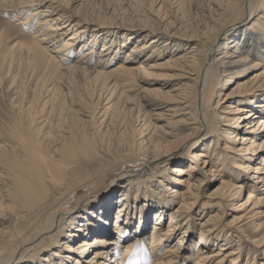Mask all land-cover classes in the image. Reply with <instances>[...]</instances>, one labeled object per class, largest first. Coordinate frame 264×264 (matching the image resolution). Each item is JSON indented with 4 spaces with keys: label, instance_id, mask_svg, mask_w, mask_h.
Wrapping results in <instances>:
<instances>
[{
    "label": "bare ground",
    "instance_id": "obj_1",
    "mask_svg": "<svg viewBox=\"0 0 264 264\" xmlns=\"http://www.w3.org/2000/svg\"><path fill=\"white\" fill-rule=\"evenodd\" d=\"M124 1L143 18L118 42L86 0H0L30 33L1 63L41 84L0 137V264H238L245 251L255 263L264 222L254 240L239 226L264 208V0ZM213 172L242 182L203 203Z\"/></svg>",
    "mask_w": 264,
    "mask_h": 264
},
{
    "label": "rangeland",
    "instance_id": "obj_2",
    "mask_svg": "<svg viewBox=\"0 0 264 264\" xmlns=\"http://www.w3.org/2000/svg\"><path fill=\"white\" fill-rule=\"evenodd\" d=\"M145 4L147 5L148 3H145ZM74 5L77 6L76 4ZM141 10H142L141 7L137 5L135 6L131 5L128 2H125L124 0H86V8H84L85 14L88 15V17H91V18L93 17L94 19H97V21L95 20L96 22H101V23H105L106 25H109L105 29L106 30L105 32L111 35L112 37L116 38L117 40H119L118 42H122L126 36L132 35L138 31L137 24L138 22L140 23V19L139 21H136V20H138L137 18H140V17L143 18L142 13L140 12ZM138 13L140 14V16ZM97 17H99L100 19H98ZM16 23H17L16 18L7 16V15L3 16L0 14V33H2L0 53L3 50H5V46L7 47L8 45L9 46L13 45L15 42H19V41L21 42L22 41L26 42V40L28 41L27 37L30 33L27 31H23L21 27L15 26ZM25 33L26 35L27 34L28 35L27 36L24 35ZM20 34L23 36H21ZM130 45L131 44H129V46ZM101 46L102 44L99 45L98 51L101 50L102 48ZM75 50L73 53L76 54L77 52ZM9 67L10 66L7 63L3 64L1 63V60H0V137L1 139L2 138L4 139L8 135L7 132L13 125V121L18 112L17 110H19L18 108L21 109L29 102L31 103L34 100V98L37 96V91H35L36 88L41 87V84L37 83L36 81L37 79H35L36 77L31 76L30 73L26 71L24 68L16 69L15 67L14 68L13 67L9 68ZM162 80L164 81V79ZM169 81L172 82L171 80ZM232 87L233 86H230L229 89ZM164 90H169V89L167 88ZM224 93H222L221 97H224ZM218 101H219V98L216 97L214 100L213 106H216ZM229 104L230 103H225V100H224V102L222 103V106H227ZM212 139L216 140V137ZM221 143L223 142L221 141ZM213 145L215 146V144ZM218 147H220V145ZM212 150H213V146H212ZM180 151L176 150L172 153L173 161L187 162L188 159H186V157L184 156L185 154H188L187 149L180 150ZM177 153H180L183 155L178 156ZM139 165H127L126 168H124L121 171V173H118V175L127 174V175L135 176V175L143 174L145 171L146 165L145 164H139ZM177 166L179 165L174 164V162H172L170 165H168V167L166 166L167 171L171 172L174 169V167H177ZM197 166L201 168L203 166V163H199ZM221 173L222 172H213L206 176V181L203 186V196L201 197V202L207 203L211 197L217 194L218 190L221 189L222 180H229L233 182L234 184L235 183L238 184L239 182H242L240 178L235 179L233 178V176H231L230 178H226ZM240 174L243 176L242 171H240ZM253 175L254 173L252 172L249 173L247 175V181L244 182L246 191L244 192L245 194L243 195V198H242L243 202L246 201V199L248 198V194L250 190L252 189L250 188L249 183L250 181L252 182ZM115 176H117V173L115 174L111 173L105 176L103 179H101L98 182L97 186L91 191L80 190L76 196L75 204H79V202L85 198L94 197L99 193L102 194L103 192H105L113 184ZM258 194L259 196H261L260 193ZM203 203L199 206V210L201 209L205 211L207 210L206 212H208V214L212 211L218 210L219 208L215 204H212L213 206L211 205L206 206ZM230 203L232 202L225 203V207L230 205ZM259 212H261L262 214L259 215V217L255 218L253 223L245 225L247 222V220H245V222H243L239 226L241 233L243 235L245 234L248 237H250L249 240H254L253 238L255 237L252 234L254 231V229L252 228V225L254 223L260 224L264 222V214H263L264 208L261 209ZM192 223H193L192 225H195L198 227V224L200 222L196 220V221H193ZM152 231H153L152 227L149 228V231H148L149 234ZM225 232L226 231H224L223 237H222L223 242H225V239L227 238V236H225ZM60 240L61 238L57 239V241H60ZM215 247L211 250L212 253H215L220 248L219 246H215ZM245 249H247V245H245ZM191 250H193L192 247H191ZM247 254H249V252L245 251L244 254L241 256L238 264H247V263L253 264L254 263L253 262L254 260L252 259L253 255L250 256L251 259H248ZM255 256H256V261L254 264H261V261L264 262L263 256H260V255H255ZM195 262L196 260L193 259L191 264H195Z\"/></svg>",
    "mask_w": 264,
    "mask_h": 264
}]
</instances>
